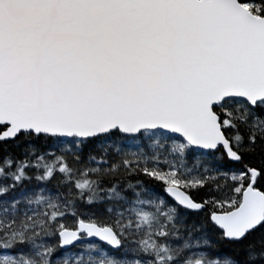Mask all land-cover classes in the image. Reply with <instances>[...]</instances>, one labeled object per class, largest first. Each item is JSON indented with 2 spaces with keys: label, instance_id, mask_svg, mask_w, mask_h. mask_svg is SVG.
Listing matches in <instances>:
<instances>
[{
  "label": "snow or ice",
  "instance_id": "snow-or-ice-1",
  "mask_svg": "<svg viewBox=\"0 0 264 264\" xmlns=\"http://www.w3.org/2000/svg\"><path fill=\"white\" fill-rule=\"evenodd\" d=\"M0 264H264V0H0Z\"/></svg>",
  "mask_w": 264,
  "mask_h": 264
}]
</instances>
